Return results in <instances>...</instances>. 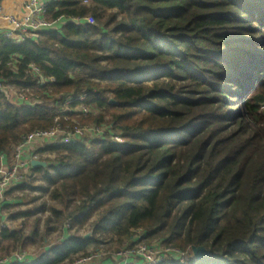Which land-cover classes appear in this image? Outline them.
Returning a JSON list of instances; mask_svg holds the SVG:
<instances>
[{
  "label": "trees",
  "instance_id": "1",
  "mask_svg": "<svg viewBox=\"0 0 264 264\" xmlns=\"http://www.w3.org/2000/svg\"><path fill=\"white\" fill-rule=\"evenodd\" d=\"M59 19L36 42L0 38V157L52 129L70 98L98 112L66 113L71 122L111 128L123 144L46 147L54 159L5 195L37 178L48 199L11 216L24 220L16 229L1 227L3 205L0 257L38 246L34 262L12 264H73L141 231L140 243L187 252L183 264H264V0H57L47 20ZM31 65L54 83L40 87ZM37 214H48L43 229L28 222Z\"/></svg>",
  "mask_w": 264,
  "mask_h": 264
},
{
  "label": "built area",
  "instance_id": "2",
  "mask_svg": "<svg viewBox=\"0 0 264 264\" xmlns=\"http://www.w3.org/2000/svg\"><path fill=\"white\" fill-rule=\"evenodd\" d=\"M57 0H28L25 4V13L22 18L9 16L4 14L3 7L0 2V20L10 27V32L3 38L11 40L16 44H23L27 41H38L40 34L48 29L60 26L63 19H59L56 23L47 20L48 7ZM84 5L89 6L88 1ZM87 24H95L92 18L84 19ZM29 73L39 78L40 87L48 83H54V79H44L40 70L31 65ZM3 90L0 85V91ZM27 91L18 93L15 99L20 103H26L31 107L41 103L38 96L31 95L29 98L26 96ZM86 96H82L79 100H84ZM74 99L66 101V113L76 114L77 119L81 117L97 116L98 113L95 109L80 106L78 108H70ZM66 113H63L55 120L56 125L47 131H36L25 137L16 146L13 154L2 155L0 157V202L3 201L5 193L21 185L24 181V174L30 171L33 162H40L42 151L48 146L57 145H70V144H89L97 139H104L106 135L109 139L116 143L123 144V140L116 135L111 128L99 127L93 125H83L77 120L70 121ZM80 115V116H79ZM60 120L65 122V125L60 123ZM107 130H106V129ZM110 131V132H109ZM111 134V135H110ZM140 235V234H139ZM141 238V236H140ZM140 238H132L131 243L122 250L115 254L109 263L113 264H163L168 261H175L178 263H185L191 257L187 252H183L173 247H164L159 243L145 245L140 243ZM139 245V246H137ZM103 256L92 255L88 258L81 259L74 264H88ZM17 258V259H16ZM9 260H0V264H12L15 262L23 263L25 257H16Z\"/></svg>",
  "mask_w": 264,
  "mask_h": 264
},
{
  "label": "rangeland",
  "instance_id": "3",
  "mask_svg": "<svg viewBox=\"0 0 264 264\" xmlns=\"http://www.w3.org/2000/svg\"><path fill=\"white\" fill-rule=\"evenodd\" d=\"M6 90L10 94H12L14 98L18 94V91L13 87H10ZM70 99H72V98H70ZM67 101H69V99ZM235 105H236L235 103H233V102L231 103V109L233 112H235V109H236ZM87 125H89V124H87ZM15 148H16V146L14 147V149ZM14 149H13V151H14ZM12 154H13V152H12ZM43 156L54 159V156L50 155L48 153L43 154L41 157H43ZM33 180H34L32 183L33 188H27L23 192H16V193H14L8 197H6V195L3 197V201L0 202V212H1L3 205H7V207H9V210H8V212L4 211L3 214L1 215V217H2L1 227L8 228V229H16L17 227H20L21 225H23L24 220L18 219L16 221H11L10 220L11 216L34 211V209L36 207L37 208L40 207L44 202L47 201L48 195L46 193H43V192H40L39 190H37V187H39L42 184V182L37 180V178H33ZM47 216H48V214H43V215L37 214L36 216L31 217L28 222L32 223L36 218L37 219L42 218L41 229H43L44 228V221L46 220ZM66 228H68V227L66 226ZM141 233H142L141 231H138V233L133 234V237L136 239H139L140 238L139 234H141ZM80 234L85 235L86 237H90V238L93 236L92 233L89 232V227L84 228ZM58 236H59V232L51 233L47 238V243L51 244L52 242L55 241V239L58 238ZM128 245H129V243H126L119 249L117 247V243L115 240L107 242L104 245H100L98 248H96L92 244L90 247V250H89L90 254L88 257H90L92 255H97L98 257H100V255H101L103 257L98 258L95 261L88 263V264H110L109 260H112L115 257V254L124 250ZM137 246H139V245H137ZM40 253H41V250L38 248V246H34V247L28 248L27 250L19 249L17 252H15L14 254H12L10 256L0 257V260H9L11 258H16V257L20 258V257L24 256L25 259H24L23 263H29L30 261L34 262L39 257ZM88 257H86V258H88ZM81 259H85V257L79 258L75 262L80 261ZM15 263H19V262H15Z\"/></svg>",
  "mask_w": 264,
  "mask_h": 264
},
{
  "label": "crops",
  "instance_id": "4",
  "mask_svg": "<svg viewBox=\"0 0 264 264\" xmlns=\"http://www.w3.org/2000/svg\"><path fill=\"white\" fill-rule=\"evenodd\" d=\"M28 0H0L4 10V14L22 18L25 13V4ZM10 27L0 20V38H3L8 32ZM110 264H113L110 262Z\"/></svg>",
  "mask_w": 264,
  "mask_h": 264
},
{
  "label": "water",
  "instance_id": "5",
  "mask_svg": "<svg viewBox=\"0 0 264 264\" xmlns=\"http://www.w3.org/2000/svg\"><path fill=\"white\" fill-rule=\"evenodd\" d=\"M111 104H115V102L112 100ZM32 167L34 169L36 168H45L46 164L42 162H33ZM90 237H86V239H89ZM193 256L196 260L202 259L204 257H208L209 253L204 249V248H197V247H192L191 248Z\"/></svg>",
  "mask_w": 264,
  "mask_h": 264
}]
</instances>
